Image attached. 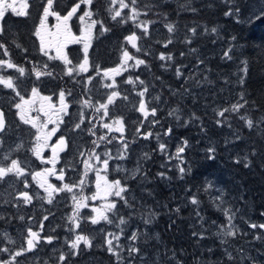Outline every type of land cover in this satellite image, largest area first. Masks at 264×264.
I'll list each match as a JSON object with an SVG mask.
<instances>
[{"label": "trees", "instance_id": "trees-1", "mask_svg": "<svg viewBox=\"0 0 264 264\" xmlns=\"http://www.w3.org/2000/svg\"><path fill=\"white\" fill-rule=\"evenodd\" d=\"M77 2L78 0H54L53 8L57 12H68ZM125 2L127 3L128 0ZM234 2L240 6L239 22L236 16L225 15L233 7V3L226 0H160L162 6L153 11H148V8L143 5H151L155 3V0H138L140 5L138 20L156 21L154 25H149L150 36L137 41L138 46L143 44L150 50L151 55L145 57L142 53H136L135 49L125 43L131 53L138 58L146 59L150 65V69L140 66L135 73L130 72L131 75L134 77L139 75L149 85V90L155 96L161 97L157 106L158 109H162L158 118L160 125L151 130L162 133L169 127L173 129L171 136H162L160 141L154 138L148 139L150 142L146 143V153L152 158L144 163V170L148 174L146 181L141 183L139 178L129 180L123 175H110L113 181L120 179L122 184L127 183L130 189L137 193V207L132 220L126 227V232L131 234L139 226L144 235L150 237L145 240L144 236H140L135 243L137 247L143 248L148 256L155 259L157 257L158 261L154 259L156 264H161L162 258L165 264L167 261H171L172 264H264V240L255 239L254 236V233L264 232V229H251L248 225V222L264 223V215H261L264 213V19L249 21V17H252L253 13H258L264 6V0H234ZM33 5L35 7L33 10L40 9L36 6L37 4ZM87 7L86 4H81L78 10L83 13ZM111 7L112 5L106 0H93V5L90 6L93 19H104L106 26L112 29L101 35L98 24L96 31L98 37L90 50V63L96 58L102 67H115L119 63L120 45L125 36L130 35L132 31L140 35V29L135 28L132 21L126 25H116L111 21V15L114 14L108 11ZM193 8L196 11H192ZM128 12L129 9H126L124 13ZM145 12L148 13L147 16L144 15ZM36 23L37 19L34 18L6 19L2 24L4 35L0 36V42H3L8 49L9 59L25 68L26 75L29 70L42 68L43 63L47 62L50 68L54 69L53 75L56 79L42 77L40 84L34 81L32 86H30L32 82L30 79L22 80L25 84L19 83L17 79L16 84L19 90L25 98H29L31 87L40 88V91L48 87L50 91H53L52 95L56 100L61 89H72L73 95L78 98L82 92V86L63 74L64 66L51 62L37 53L33 43ZM78 23V21L74 23V35L79 33ZM168 23L175 25L174 33L167 31L165 25ZM193 27L197 29V36L193 39V43L188 45L183 41L186 36H192L189 29ZM213 28L216 32L211 31ZM168 37H172L174 42L167 49L163 48L161 43L155 42L157 40L166 42ZM81 48L83 47L74 46L70 49L73 63L82 59ZM189 48H196L197 52L189 53ZM229 48L232 49L230 53L232 60L222 59L223 52ZM24 49L27 51L25 52ZM182 51L186 53L183 57L180 56ZM161 52L171 53L173 61H160L158 57ZM2 53L3 49H0V58L4 59ZM197 57L204 61L198 69L195 67ZM244 62L247 64L246 75L243 72ZM163 64H171L172 67L165 70L161 67ZM182 65H187L182 68L184 74L186 76L191 74V78L186 83L183 77L177 79L175 75V68ZM93 73L91 69V74ZM128 75L130 74L125 73L117 76L118 84H121ZM33 76L34 74L28 75L31 79ZM241 77L244 78L242 85L239 83ZM97 81L94 85L99 87L96 84ZM197 81L200 83L197 84ZM182 84L188 89L187 94L181 87ZM121 87L128 90L129 101L119 100L114 113L124 118L129 138H131L132 132H135L138 126L141 117L138 115L141 113L135 111L138 105L131 98L135 94L132 91V85L122 84ZM141 87L137 84V89ZM172 89L178 90L175 95L170 91ZM100 91L104 92V89L101 88ZM241 92L245 93L249 104L241 109L239 114L226 113L228 122L217 125L215 120L223 118L216 116L213 110L229 107L231 103L239 99ZM14 98L19 99L15 95ZM240 102L243 103V101ZM0 107L4 108L2 105ZM173 110H178L176 114L181 116L179 123L189 119L193 113L202 119V123L198 120L194 125L181 127L174 116L168 115ZM91 113L92 109L89 111V114ZM240 115L251 119L255 127L249 129L246 120H241ZM145 123L147 125V122ZM228 124H231V127ZM201 128L204 130L202 131ZM18 130L16 127L12 133H23ZM143 130L145 131L146 128ZM63 131L68 138L77 135V132L71 134L65 128ZM84 133L86 131H83ZM237 136L240 138L237 139ZM92 138L97 140L96 136L87 134V141H92ZM175 139L178 141L177 144L182 139H187L190 145L185 151L186 164L183 166L186 169L190 166L191 171L183 180L179 179L178 169L174 167V164L172 165V162L171 171H168L167 167H161L167 158L160 154L158 143H166L169 153H173ZM10 140L16 141L15 137ZM171 140H173L172 143ZM213 146L216 149V158L208 160L205 158L206 150ZM134 154H139V148L135 149ZM245 164L248 166L246 167ZM159 172H166L170 179L161 178L157 175ZM206 181H212L217 188L223 189L224 203L221 208L230 210L229 215L235 214L234 219L239 229L238 236L230 237L228 243L220 239V237L223 238L222 233L229 229L228 216L218 209L209 199V195L203 191ZM0 188L6 194L5 197L0 198V210L4 211V217L0 218V231H7L14 228L20 215L27 219L33 215V212L22 211L19 215L12 204L14 198L12 191L6 190L4 184L0 185ZM188 188L191 189L190 192H186ZM194 193L198 194V199L201 201L199 211L203 220L196 215L197 206L190 203V197ZM211 194L217 195L214 190ZM177 208L180 209L179 212L175 211ZM128 211L126 208L121 211L125 219H127ZM150 211L155 213V217L145 228L142 216H146ZM213 221H216V224H213ZM121 227L125 226L121 225ZM116 229L119 231L118 228ZM194 231L203 232L205 238L193 236ZM243 233L248 234L243 235ZM208 249L212 251L209 252ZM226 253H231V260ZM83 255L78 259L69 258V261H73V264H85L89 261V257L84 258ZM92 256L97 264L100 261L103 264H117L116 257L111 253L95 252ZM123 256L127 258V255Z\"/></svg>", "mask_w": 264, "mask_h": 264}, {"label": "snow or ice", "instance_id": "snow-or-ice-1", "mask_svg": "<svg viewBox=\"0 0 264 264\" xmlns=\"http://www.w3.org/2000/svg\"><path fill=\"white\" fill-rule=\"evenodd\" d=\"M107 3L112 5L111 8L108 9L109 12H113L114 14L111 15V21L115 22L116 25H126L129 21H132L135 25V28L140 29V35H137L136 31H132L130 35L124 37V41L120 45V60L119 63L115 67H102L101 63L97 62V59L94 58L90 63L89 58V48L90 43L89 40L91 38V29L94 28L97 24L100 26V34H104L106 32L111 31V27L106 26V21L104 19H91L93 13L91 11H84L83 15L79 17V19L83 22L85 17H88L91 20V23L87 26L88 35L85 36L83 39H77L72 37V39L77 43H83V57L81 60L77 61L75 64L73 63L72 59H69L68 54L64 51L66 47V40L59 39L61 33L58 31L56 36L57 39H46L45 35L42 33L41 29L45 27V22L49 16H55L58 21L63 20L66 22L71 19L73 15H75L80 9L81 4L86 5H93V0H78L77 3L71 8L70 11L67 12V15L61 16L59 12L55 11L53 8L54 0H46V4L42 5L43 7V15L40 18V24L36 28L34 35L37 36L40 40L39 44V52L41 55L48 58V60H60L63 65L64 69L63 74L67 75L68 77L72 78L73 81L77 84L82 86V92L79 94V97L73 95L72 89H61L59 92V113L67 116L69 115L67 109L69 108L70 104H77L79 105L78 110V122H75L72 128V131L80 130V131H87L90 136H96V125L99 124L102 128L107 129L108 132L104 135H100L97 140H92L91 143L93 147L88 150V156L86 159H80L79 163L83 165V171L80 174V177L76 181L64 182L65 181V168L61 167L59 172L55 170V165L58 160L59 152L64 151L67 147V141L63 135H61L56 143L52 145V157L48 160H45L44 157L41 155V149L43 147L48 146V140L55 135L57 132L59 125L63 123V119L58 117V120L53 121L49 118L42 123H38V117H30L27 114L26 105L34 104L35 98L40 97V92L37 87L31 88V96L29 99H25V96L22 94L21 90H17L18 86L13 82L12 76H4L2 73L8 69H14L16 72L19 73V77H24L26 75V70L24 67L18 66L16 63H13L11 60H6L0 58V84L4 85L5 88L11 89L16 97H19V102L14 103L12 106L19 110L17 115L19 119L23 122V124H30L32 128L36 129L35 133V144L28 149L35 155L37 159L41 161V163H50L53 165L52 168H45L41 171L33 172L31 170V165L28 163L27 159H21L19 157L13 158L11 155V151L5 153L3 149L5 145L8 143L7 137L9 132L12 129V123L6 121L5 112L3 109H0V184H7L9 187H15L17 183H21L23 185V189L16 192L14 196V200L16 204L14 206L19 207L20 201L22 200L24 205L31 204L33 201V196L29 194V191L26 189H30L31 185L27 179L30 175L33 181L37 182L39 188L43 189V191L47 194L46 200L48 204H53L56 195L60 193H69L71 194V201L73 203V213L74 215L69 217L70 225L67 228V231L70 233L75 234V238L71 239L69 237H65V243L68 245L69 252L67 254L61 252L58 260L61 264H68V260L66 256L70 258L73 255L79 254L77 251L79 250V246L81 242L88 247L91 248L92 241L89 239L87 235H83L80 232H77V229H81L80 220H90L92 225H97L101 221L106 222L107 225H113L119 229V235L112 231H107L105 229H101V232H104V241L106 244L107 252L111 253L113 256L116 257L117 264H121V262L127 259V264H132V261L136 259H140L142 264H156V261L152 260L151 256L149 255L148 260H144V256L147 255L146 251L136 246V241L139 239L140 236H144V239L147 240L150 237L145 236L144 232L140 230L139 226H137L136 230L132 231L131 234L126 232V227L129 225V221L132 220L133 213L137 207V198L134 195H131V189L127 185V183L122 184L120 179H116L114 181H109L107 179L108 170L110 168L109 161L116 159V160H124L127 158V152L129 151L130 144L135 142V139L129 140L124 137L125 132V122L122 116H116L114 113V109L117 107V101H129V92L127 89H122V84L132 85V91L135 93L138 100V107H135V111L139 112L143 116V120L138 122V126L135 128V138H142L144 140H148L150 138H154L157 141L161 140V137H169L172 134L173 129L171 127L161 132H154L151 129H155L157 125H160V120L156 119L158 107L152 106L149 107L152 103V100L160 101L161 97L159 95L152 97L151 99L146 100V94L149 93V85L145 82V80L141 79L139 75L133 76L130 74L124 79L121 84H118L116 81L117 76H122L123 73L128 72L129 69H139L140 66H144L146 69H150V65L146 61V59L138 58L135 54L131 53L128 47L125 46L130 45L132 49H135L136 53H142L145 57L151 55L149 49L145 48L143 44L138 46L137 41H141L146 37L150 36L149 32V25H154L156 21L154 20H144L139 21L138 18L140 16L139 11V3L138 0H128L126 3L125 0H106ZM226 2L233 3V7L229 9L228 12L225 13L227 16H236L237 22H239V14H240V6L236 4L234 0H226ZM118 5V7H116ZM144 7L148 8V11H153L155 8H159L162 5L160 4V0H155V3L148 5L144 4ZM28 4L24 3L22 8H27ZM11 10L17 16L26 15V12L23 10H17L14 3H9L8 0H0V21L3 20L5 17L6 11ZM125 9H129L128 13H124ZM192 11H196V9H191ZM123 13V14H122ZM99 15V13H97ZM145 16L148 15L147 12L144 13ZM119 18V19H118ZM253 19H264V6L259 9L258 13H253L252 17H249V21ZM167 31L169 33H174L176 27L173 23H168L165 25ZM192 33L191 37H185L184 43L191 45L193 43V39L197 36V29L195 27L189 29ZM212 32H216V29L213 28ZM4 35V29L2 25H0V36ZM235 39V37H233ZM156 43H161L162 47L167 49L170 44H173V38L168 37L166 42L155 41ZM215 41H213L214 43ZM17 47H20L17 45ZM55 49V56L50 55L52 49ZM0 49H3V56H8L9 51L6 48L3 42H0ZM26 52L27 49H24ZM196 48H189V53H196ZM232 49L229 48L228 50L224 51L222 54V59L225 60H232V56L230 53ZM185 52H181L180 56H185ZM27 60V57H25ZM158 59L160 61H173V55L171 53L165 54L161 52L159 54ZM129 61H133L132 64H129ZM31 63V61H28ZM204 61L197 57V63L195 67L198 69ZM245 63V67L243 72L245 75L247 74V64ZM162 68L165 70L172 67L171 64H163L161 65ZM187 67V65L178 66L175 68V75L177 79L183 77L185 83L188 79L191 78V74L186 76L182 71V68ZM90 68L93 70L94 75H88L85 78L81 77L80 80H76L77 76H81L82 73H88ZM54 69L50 68V65L45 62L42 65V68H34L29 70L28 75L35 76L36 81H40L42 77H49L52 79H56V76L53 75ZM17 77V79H19ZM97 78L99 80L97 81ZM156 79H161L160 77H156ZM207 79V78H206ZM94 81H97L99 87L93 84ZM106 81H111L106 82ZM210 82V81H209ZM227 82V81H226ZM200 82L197 81V84ZM239 83L242 85L244 83V78L241 77L239 79ZM137 84L142 86L140 90H137ZM184 88L185 94L188 93V89L181 85ZM103 88L106 91L101 92L100 89ZM173 95L177 93L178 90L172 89L170 90ZM66 94L68 97H72L71 101L66 99ZM42 100H51V97H40ZM240 101H243L241 103ZM249 104V101L246 99L245 93L241 92L239 94V99L235 103H231L229 107H225L223 109H214L216 116L221 117L223 119L215 120L217 125H224L228 122V117L226 113H240L241 109H244L246 105ZM111 106V108H110ZM85 109H92L91 114H86ZM39 111H45L44 106L41 105ZM178 110H173L168 113L169 116H174L175 120L178 122V125L181 127H188L189 124H195L196 121L200 120L202 123V119L193 113L191 117L187 120H184L183 123H179L181 121V116L177 115L176 112ZM45 115L47 112L45 111ZM149 116L152 117L149 120ZM241 120H246L247 127L252 129L255 127L254 122L251 119H246L244 115H240ZM108 122H105V121ZM95 121V123H94ZM147 122V125L146 123ZM54 123L56 127L47 130L48 124ZM84 126V127H82ZM231 127V124H228ZM18 127V126H17ZM162 127V126H161ZM141 128H146L144 132H141ZM203 131L204 129L201 128ZM112 132H118L121 135L119 137L110 136ZM237 139L240 137L237 136ZM117 141L119 147L115 155H113L112 150L105 148L103 152H97L96 149L101 147L100 142H104L105 144H112L113 141ZM227 142V141H226ZM23 144L16 145V151H19L23 148ZM190 147L189 142L187 139H182L180 143L177 144L174 153H169L168 146L164 142L158 143V150L161 155L165 156L166 162L162 164L161 167L168 168V171L172 170L171 162L173 160H178L180 163L175 165L174 167L178 169L179 179L183 180L185 175L189 174L191 171V167L185 166L186 161L184 159L183 154L185 153L186 148ZM155 151V150H154ZM216 149L215 147H209L206 150L205 158L208 160H214L216 158ZM85 156L84 151L78 150L77 153L74 155V159L82 158ZM101 156L104 158L101 159ZM95 159V164L91 163L92 159ZM151 155L148 153H144L143 158L141 161H138L137 166L130 170L129 178L136 180L137 178L140 179V182L143 183L147 180L148 174L144 170L143 161L151 160ZM7 163H4V162ZM240 162V161H237ZM97 165L102 166V168H98ZM247 167L248 165L245 164ZM71 171H75L76 167L75 164L72 163L69 165ZM101 170L104 172V176H101ZM116 171H120L121 168L117 165ZM93 171L96 175V191L90 197L84 194V189L88 186L86 183V179L88 176V172ZM128 171V170H125ZM163 179H170L167 177L166 172H159L157 173ZM47 176H54L58 181L61 182V186H56L55 184L50 183L46 177ZM13 178V179H9ZM37 178H40L39 180ZM102 181V182H101ZM215 191L217 195L213 196L211 193ZM191 189H186V192H190ZM203 191L209 195V199L212 203L221 211L224 212L226 216H228L229 223L231 224L232 219L235 218V214L229 215V211L227 209H222L221 205L224 203V191L223 189L217 188L212 181H206ZM11 194V193H9ZM127 194V195H126ZM35 196L38 200H44L45 197L40 196L38 192L35 193ZM116 197L119 198V201L123 203L118 207V201H109V197ZM130 197V198H129ZM97 199H102L105 201L102 209H97L96 207H92L91 211L96 213V215L83 217L81 216V210L85 208H89V200L95 201ZM219 201L220 203H216ZM9 203V201H6ZM190 203L192 205L197 206L196 208V215L203 220V216L199 211V205L201 201L198 199V194L194 193L190 197ZM128 209L127 219H125L121 215L122 209ZM179 208L175 211L179 212ZM48 214L43 215V219L39 221V228L40 231H44V221L49 220V215H53L54 213L51 210H47ZM111 214V216L109 215ZM264 215V213H261ZM155 217V213L148 212L146 216H142V221L147 228L150 225ZM20 220H24V216L19 217ZM29 220L35 222L33 217H29ZM118 220V223H117ZM216 224V221L212 222ZM124 225L125 227H121ZM248 225L251 229H264V223L256 224L248 222ZM222 227V226H218ZM235 229V230H233ZM55 231V229H53ZM239 231L235 225H231L228 230H225L222 234L225 236H235ZM248 233H243V235H247ZM7 235V234H5ZM193 236H197L200 239L205 238V234L203 232H193ZM121 236H124L127 241L130 243L127 244L128 255L125 258L122 253L125 248V244H122ZM255 239L264 240V232H260L255 234ZM54 239H58V237H54L52 235H45L41 236L39 232L33 231L32 227L29 226L27 228V236L25 237L26 240V247L21 245L20 248L11 255L10 259H2L0 258V264H21V260L19 258L26 257V253H32L38 246L41 245V241L46 244H52ZM116 241L114 244L113 242ZM14 243L13 241H9ZM8 247H0V253H9ZM82 251V250H80ZM209 252L212 249H208ZM228 258L231 260L232 255L231 253H226ZM161 264H165L164 259L162 258ZM167 264H172L171 261H167Z\"/></svg>", "mask_w": 264, "mask_h": 264}, {"label": "rangeland", "instance_id": "rangeland-1", "mask_svg": "<svg viewBox=\"0 0 264 264\" xmlns=\"http://www.w3.org/2000/svg\"><path fill=\"white\" fill-rule=\"evenodd\" d=\"M27 3L28 7L27 8H22L23 4ZM88 7L85 9V11H91L90 10V6L87 5ZM15 7L17 8V10H23L25 12L28 11V8L30 7V3H28V0H20L18 3L15 4ZM126 10V9H125ZM124 10V12H125ZM7 11H11L10 9ZM12 12V11H11ZM84 13V12H83ZM82 12H80V10L77 11V16L76 17H71L70 21L68 23H61L60 21H58L56 19V17L54 16L55 19V26L51 27L52 24L49 22L50 26L45 25V27L43 29H41L42 33L45 35L46 39H53L57 38L56 34L59 31L61 33L59 39H61L63 41L64 38H69V37H75L77 39H83L85 36L88 35V31H87V26L91 23V20L88 17H85V20L82 22L79 17L83 15ZM123 14V13H122ZM7 16V15H6ZM5 16V17H6ZM4 17V18H5ZM3 18V20H4ZM78 19V24H79V33L75 34L74 33H64L62 31V28L68 30L69 28H71V22ZM91 19H93V16L91 17ZM0 21V25H2L1 23L3 22ZM97 28H98V24L91 29V38L89 40L90 43V48H89V54H90V50L93 47V43L96 40L97 36ZM36 46H37V53H39L41 55V53L39 52V44H40V40L37 37L36 38ZM74 46H82L84 47L83 43H77L74 41V43L72 44V41L68 44H66V47L64 48V51L68 54L69 59H71L70 57V49L73 48ZM81 51L83 52V48H81ZM55 49L53 48L52 51L50 52V55L55 56ZM43 56V55H42ZM4 59L6 60H10L8 56H3ZM47 58V57H46ZM48 59V58H47ZM81 60V59H80ZM51 62H56V63H60L63 65V63L60 60H51ZM133 61H129V64H132ZM75 64V63H74ZM64 66V65H63ZM143 67V65L141 66V68ZM139 69H129L128 74H131L130 72H136ZM123 73V74H125ZM4 76H12L13 77V82L16 84V80L17 77H19V73L16 72L14 69H8L6 71H4L2 73ZM91 74V68L89 70L88 73H82L81 76H77L75 79L79 80V78L83 77L86 79V77L88 75ZM91 75H94L91 74ZM25 79H30L32 80V82H30V86H32V83L34 81H36L35 76H33V79L29 78L28 75L24 76V77H19V83H23L22 80ZM72 79V78H71ZM99 79V78H97ZM133 79H135V77L133 76ZM116 81H117V77H116ZM40 84V81H36ZM71 82V81H69ZM96 81L93 82V84H95ZM106 82H111V81H106ZM118 83V82H117ZM25 84V83H23ZM22 84V87H24V85ZM97 85H99L98 83H96ZM17 85V84H16ZM46 85V84H45ZM18 86V85H17ZM37 86V84H36ZM51 86V84L49 85ZM32 88V87H31ZM40 88H38L39 90ZM141 88H138L137 90H140ZM19 90V86L18 89ZM104 91H106L104 89ZM40 97H51V100H42L40 99V97L35 98V103L34 104H29L26 105V109H27V114L30 117H38V123H42L43 121L48 120L49 118H51L53 121L58 120L59 118L63 119V123H61L59 125V128L57 130V132L55 133V138L56 141L58 140V138L62 135L61 131L63 130V128H65V130L69 133H74L77 132L78 134L82 132V136L80 137V140L84 138L83 142H90L87 141L86 137L88 132L86 131V133L83 134V131L78 132L80 130H76V131H72L73 125L75 122H78V110H79V105L77 104H70L69 108L67 109L69 115L65 116L62 113H59V94L57 96L56 101H54V96L52 95L53 91H50L47 88L44 89V91H40ZM29 97L31 96V89L29 91ZM15 93L8 88H5L4 85L0 84V101H2V103H0V105L4 106L3 109H5L7 115H8V119L10 121V123H12V129L14 130L17 126H18V131L23 132V133H19V134H13V130L10 132V137L8 138L9 140H7L8 142H11V138L15 137V142H17L16 145L18 144H24V142H35V136L33 135L36 131V129L32 128L30 124L26 125L23 124V122L19 119V116L17 115V112L19 110L15 109L12 105L16 102H19V99L14 98ZM77 97V96H76ZM152 97H155V95L149 90V93L146 94L145 99H151ZM132 100L136 101V105H138V100L139 97H137L135 94L131 96ZM26 100L29 98H25ZM66 99L68 101L72 100V97H68L66 94ZM119 101V100H118ZM117 101V102H118ZM53 103V107H57L58 110L54 111L51 108H47V106L49 104ZM41 105L44 106L45 111L47 112V115H45V111H39ZM159 102L152 100V103L149 107L152 106H158ZM111 108V106H110ZM162 109H158L157 112V116L156 119L159 118L160 116V111ZM90 109H85L86 114H89ZM141 117L139 118L140 120H143V116L142 114H139L138 116ZM164 118V117H163ZM152 117L149 116V120H151ZM105 122H108L107 120ZM95 123V121H94ZM56 127V124L54 123H49L48 127L45 131L50 130L51 128ZM84 127V126H82ZM24 128V129H22ZM108 132L107 129L102 128L99 124L96 125V137H97V141H98V137L100 135H104ZM141 132H144L143 128H141ZM121 134L118 132H112L110 134V136H115V137H119ZM124 137L129 140L135 139L134 143L130 144V148L129 151L127 152V158L124 160H110L109 164H110V168L108 170V174H107V179L109 181H113V177L112 179L110 178V175H123L124 177H126L129 180H132L129 178V174H130V170L134 169L137 166L138 161H141L143 158L144 153H146V143L150 142L148 140H144L142 138H135V132H132V137L129 138V133L127 132V127L125 125V132H124ZM54 136V135H53ZM58 136V138H57ZM65 139L67 138L64 135ZM93 140V138H92ZM68 141V140H67ZM48 142H51V139L48 140ZM99 142V141H98ZM171 143L173 142V140L170 141ZM175 148L177 146V140L175 139ZM101 143V147L99 149H96L97 152H103L105 150V148L111 149L113 155H115L117 148L119 147L117 141H113L112 144H105L104 142H100ZM13 149L10 148H6L3 149V151L5 153H8L9 151H11V155L15 156V154L17 153L16 146L12 147ZM31 148V147H30ZM139 148V154L135 155L134 151L135 149ZM134 149V151H133ZM187 149V148H186ZM169 150V149H168ZM78 151V150H77ZM76 151V153H77ZM186 151V150H185ZM174 153V152H173ZM185 154V153H184ZM183 154V156H184ZM31 156L33 157L32 159L34 160V162H36L38 165H42L41 168L45 169L46 166H43V163H41V161L39 159H37L35 157V155H33V153H31ZM43 156V155H42ZM104 157L101 156V159H103ZM186 161V158H184ZM4 163H7L6 161ZM31 165V170L33 172L35 171H41L43 169H40L38 167H34V165H32V163L28 162ZM93 164H95V159L93 158L92 162ZM145 161H143V166H144ZM180 162L178 160H173L172 161V165H177ZM117 165L120 166L121 170L120 171H116V167ZM183 166V165H181ZM98 168H102V166L97 165ZM128 170V171H125ZM83 170H80L77 172L76 176L72 175V177H70L69 181H76L79 177L80 174L82 173ZM101 176H104V172L103 170H101ZM9 179H13V178H9ZM31 188L30 189H26L27 191H29V194L33 196V201L31 204L28 205H24L22 200L20 201V206L16 207V210L18 212V214L20 215L22 213V211L24 212H33L34 216V220L35 222L29 220V218L26 219V217L24 216V220H20L18 218V222L17 224L14 226V228H11L9 230H2L0 231V247H8L9 248V253H0V258L2 259H10L11 255L14 253V251L18 250L20 248L21 245H24L25 247L26 245V240L25 237L27 236V228L29 226L32 227L33 231H37L41 234V236H45V235H52L54 237H58V239H54L52 244H46L43 241H41V245L38 246L32 253H26V257L27 259H25L24 257L19 258L21 260V264H61V262H59L58 257L60 255L61 252L67 254L69 252V248L68 245L65 243V237H69L71 239L75 238V234L74 233H70L67 231V228L70 225L69 222V217L73 216V203L71 201V194L69 193H60L59 195L55 196V199L53 201V204H48L46 197L47 194L43 191V189L39 188L37 185L36 181L32 180V177L29 175L27 177ZM46 179H50V176H47ZM39 180V179H38ZM102 182V181H101ZM86 183H87V187L84 189V194L87 196H91L93 193H95L96 191V175L95 172L93 171H89L88 172V176L86 179ZM3 185V184H0ZM6 185V190L10 191L14 189V193L16 194L17 191L19 190H25L23 189V185L21 183H17L15 185V187H9L7 184ZM61 186V185H59ZM58 186V187H59ZM38 192L40 194V196L45 197L44 200H38L35 196V193ZM6 194H4V192L2 191V189L0 188V198L1 197H5ZM127 195V194H126ZM131 195H134L136 197L137 193L131 189ZM109 201H118V207L119 204H122V201H119V198L116 197H109L108 198ZM13 205L16 204V201L12 200ZM89 208H85L81 210V216L83 217H88V216H93L96 215V213H93L91 211L92 207H96L97 209H102L103 205L105 204V201L102 199H97L95 201L89 200ZM35 204H38V206H36ZM54 208V210L52 211V213H54L53 215H49V220L48 221H44V231H40L39 228V221L43 219V215L48 214L47 210H52ZM111 216V214H109ZM2 216L4 217V211L1 209L0 210V218H2ZM21 216V215H20ZM19 216V217H20ZM23 216V215H22ZM30 216V217H32ZM81 223V229H77V232H80L83 235H87L89 237V239L92 241V247L88 248L86 247L83 242H81L80 246H79V250H73V251H77L79 254L77 255H73L70 258H74V259H78L81 255L86 254L87 256L83 255V257H89V261L86 262L85 264H97V262H95V258L94 256H92L93 253L98 252L99 254H105L109 253L106 250V244L104 241V232H101V229H105L107 231H112L117 233V235H119V231L114 228L113 225H107L106 222L101 221L99 224L97 225H92L90 220H80ZM229 227H231V225H235L236 228L238 227L237 221L235 219H232L231 224L229 223ZM53 229H55V231H53ZM126 230V229H125ZM235 230V229H233ZM62 233V235H59V233ZM7 234V235H5ZM238 236V232L235 236L233 237H237ZM232 236H225L223 235V238L220 237V239H224V243H228L229 242V238ZM124 240V241H123ZM9 241H13L9 242ZM122 244H125V247L127 245V243H130V241L126 242V239L124 236H121V241ZM114 244L116 243V241L113 242ZM237 249L240 250V247L237 246ZM82 250V251H80ZM125 251V252H124ZM123 251V255H128V249L124 248ZM149 256L145 255L144 256V260H148ZM152 258V257H151ZM66 259L68 260V264H73V261H69V258L66 256ZM155 258H152V260H154ZM156 261H158L159 259L156 257L155 259ZM154 260V261H155ZM102 261L99 262V264H103L101 263ZM157 263V262H156ZM124 264H127V259L124 262ZM132 264H142V261L140 259H136L134 261H132Z\"/></svg>", "mask_w": 264, "mask_h": 264}, {"label": "flooded vegetation", "instance_id": "flooded-vegetation-1", "mask_svg": "<svg viewBox=\"0 0 264 264\" xmlns=\"http://www.w3.org/2000/svg\"><path fill=\"white\" fill-rule=\"evenodd\" d=\"M19 1L20 0H8L9 3H14V5L16 3H18ZM28 3H30V7L28 8V11L26 12V15L17 16L14 13H12L11 11H6L5 16L6 15L7 16L4 18V20H3V22L1 24H4L6 19H11V18L12 19H20V18H26L27 19L28 18L29 20L34 18L35 20L37 19V23H36V27H35V29H36L39 26V24H40V18L43 15V7H42V5L46 4V0H28ZM33 4H35V5L37 4L36 6L37 7L39 6L40 9L39 10H36V9L33 10V8H35ZM53 6H54V4H53ZM59 14L63 17L65 15H67V12L60 11ZM76 16H77V13L75 15H73L72 17H76ZM69 21H70V19L66 23H68ZM75 21H78V19H76V20L71 22V28H69L68 30L62 28V31L64 33H74V23H75ZM49 22L52 24L51 27L55 26L56 22H55L54 16H49L47 18L46 22H45V25L50 26ZM60 22L61 23H65L63 20H61ZM36 38H37V36L34 35V40H33L34 42L33 41L32 42L35 44V46H36V43H35L36 42ZM54 39H57V38H54ZM63 40L67 41L66 44L70 43L71 41H72V44L74 43V40L71 37L64 38ZM36 48H37V46H36ZM54 101H56L55 98H54ZM53 105L54 104L51 103V104H49L47 106V108H51L52 110L57 111L58 108L57 107H53ZM0 109H3V107H0ZM3 110L5 112L6 121L10 123V121L8 119V115H7L6 111H5V109H3ZM63 130H64V128H63ZM63 130L61 131V134L64 136V131ZM81 136H82V134H80V133L78 134L77 133L76 137H73V138H68L67 137L66 141L68 140L67 141L68 147L64 151L59 152V154H58V160H57V163L55 165V170L57 172H59V169L61 167L65 168V181L64 182L69 181V179H70V177H72V175L76 176L78 171L83 170V165L79 163V160L80 159H86L87 156H88V150L93 147L91 141L90 142H83L84 138L82 139V142H80V137ZM9 137L10 136L7 137V140H9L8 139ZM57 138H58V136H57ZM50 139H51V142H47L48 146L43 147L41 149V155H43L45 160H48V159H50L52 157V155H53V153H52V145H54L56 143L55 135L52 136ZM16 144H17V142H8L5 145L4 149H6V148L13 149L12 147H15ZM34 144H35V142H24V144H23L24 147L21 148L19 151H17V153L15 154L14 158L19 157L21 159H27L28 162H30V163H32V165H34V167H38L40 169H43L44 167L41 168V166H42L41 164L38 165L36 162H34V160L32 159L33 157L31 156L32 152L28 150ZM77 150L84 151L85 152V156L82 157V158L74 159V155L76 154ZM90 162H92V161H90ZM72 163L75 164V167H76L75 171H71L70 170L69 165L72 164ZM43 166H46V168H52L53 167V165L50 164V163H47V164L43 163ZM37 179H40V178H37ZM47 180L50 183L55 184L56 186L61 185V182L58 181L54 176H50V179H47ZM10 191H12V195L13 196L16 195L14 193V189L10 190ZM12 204H13V202H12ZM35 205L38 206V204H35ZM14 208H16V207L14 206ZM52 210H54V208ZM17 222H18V219L16 221V224H17ZM14 230H15V228H14ZM59 235H62V233L60 232Z\"/></svg>", "mask_w": 264, "mask_h": 264}]
</instances>
